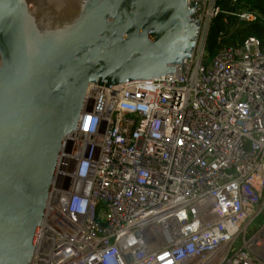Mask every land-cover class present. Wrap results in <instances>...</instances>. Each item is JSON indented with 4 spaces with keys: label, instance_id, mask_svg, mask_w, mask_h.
I'll return each instance as SVG.
<instances>
[{
    "label": "built area",
    "instance_id": "obj_1",
    "mask_svg": "<svg viewBox=\"0 0 264 264\" xmlns=\"http://www.w3.org/2000/svg\"><path fill=\"white\" fill-rule=\"evenodd\" d=\"M217 11L204 0L184 77L87 85L28 264H264V46L207 56Z\"/></svg>",
    "mask_w": 264,
    "mask_h": 264
},
{
    "label": "water",
    "instance_id": "obj_2",
    "mask_svg": "<svg viewBox=\"0 0 264 264\" xmlns=\"http://www.w3.org/2000/svg\"><path fill=\"white\" fill-rule=\"evenodd\" d=\"M204 0H0V264H28L89 83L184 77Z\"/></svg>",
    "mask_w": 264,
    "mask_h": 264
},
{
    "label": "trees",
    "instance_id": "obj_3",
    "mask_svg": "<svg viewBox=\"0 0 264 264\" xmlns=\"http://www.w3.org/2000/svg\"><path fill=\"white\" fill-rule=\"evenodd\" d=\"M218 11L209 22L204 42L207 56L221 46H239L248 37L258 39L264 46V0H216ZM243 10L259 14L251 21L238 19Z\"/></svg>",
    "mask_w": 264,
    "mask_h": 264
},
{
    "label": "rangeland",
    "instance_id": "obj_4",
    "mask_svg": "<svg viewBox=\"0 0 264 264\" xmlns=\"http://www.w3.org/2000/svg\"><path fill=\"white\" fill-rule=\"evenodd\" d=\"M253 228H257L264 223V209L261 210L253 219H252Z\"/></svg>",
    "mask_w": 264,
    "mask_h": 264
}]
</instances>
